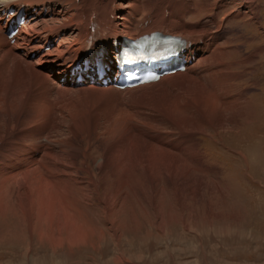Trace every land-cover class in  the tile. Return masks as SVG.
<instances>
[{"label":"rangeland","instance_id":"1","mask_svg":"<svg viewBox=\"0 0 264 264\" xmlns=\"http://www.w3.org/2000/svg\"><path fill=\"white\" fill-rule=\"evenodd\" d=\"M143 1L147 17L149 4L156 0ZM258 17L261 25L241 26L239 22L247 19L244 17L225 25L220 33L219 43L227 41V51L233 53L229 54L228 62L237 61L243 67L226 71L227 68L216 66V61L211 60L208 65L212 72L216 71L215 76L197 81L215 98L211 100L215 109L217 103L222 106L221 89L215 86L223 81L230 91L231 98L224 100L227 106L219 113L216 109L212 118L203 111L195 112L192 103L199 106L203 101L195 91L177 93L178 98L173 100L177 104L173 107L185 112L189 119L173 116V122L166 114L149 109L152 103L141 94L66 88V93L51 89L46 97L41 89L38 93L41 98L32 102L26 114L19 112L17 119L23 123L35 118L43 122L55 115L68 126L67 114L66 119L79 126L76 131L64 132L60 139H67L65 143L72 145L70 152L76 153V148L79 153L84 152L85 161L81 158L77 163L80 175L77 180V175L66 179L62 176L65 181L61 182L48 179L46 171L57 165L50 164L53 158L46 162L50 167L45 165L39 170L44 172L39 177L50 185L49 190H44L41 203L47 218L45 226L36 225L37 207L25 209L18 204L14 181L15 184L12 181L0 184V264H264V11ZM0 95L1 119L7 113L4 107L7 104L1 92ZM139 111L144 112L142 117ZM115 115L125 118L131 127L135 125L131 133L140 141L174 153L191 179H182L183 175L165 167L163 162L158 165L159 174L156 176V171L151 175L152 170L140 164L135 156L125 163L127 170L122 164L117 171L108 159L112 148L105 146L98 130L101 122L111 116L117 118ZM6 122L11 123L8 119ZM184 126L194 130H184ZM43 127L38 126L36 131L40 133ZM76 132L81 135L73 138ZM50 134L46 137L52 151L64 149V145L57 147L58 137L55 135L54 139ZM64 135L68 137L65 139ZM117 153L120 161L127 152L118 149ZM32 167L25 173L33 171ZM79 177L84 178L81 181ZM84 195L88 200L86 197L82 200ZM52 196L59 199L56 203L72 216L76 226L64 228L66 216L61 214L60 227L57 230L53 225L48 227L47 206ZM114 196L118 201L115 224L110 221L111 216L109 219L108 214L102 213L103 204Z\"/></svg>","mask_w":264,"mask_h":264},{"label":"bare ground","instance_id":"2","mask_svg":"<svg viewBox=\"0 0 264 264\" xmlns=\"http://www.w3.org/2000/svg\"><path fill=\"white\" fill-rule=\"evenodd\" d=\"M257 1L260 2V4H258ZM199 4L203 7L200 8ZM9 9H13L15 12L22 11L23 14L27 16L28 20L12 39H8L7 37L6 29L8 25L3 26L0 23V92L3 94L7 104V106H4L7 113L0 119V184L14 181L16 184L14 182L12 184L16 185L15 187L18 191V204L20 203L21 205H19L25 209L28 207L30 208V206L31 208L33 206L37 207L39 216L36 217L35 215L37 218L36 225L45 226V219L47 218H45L42 213L44 204L41 203L42 196L46 189L49 190L50 185L43 180L44 178L42 179L39 177L38 174L42 176L41 174L44 173L39 172V170L45 165H48L46 164L48 159L50 160L53 158L54 162L50 164L57 165L46 171L48 179L50 178L53 182H61L65 181L61 180L62 176H64L62 178L66 179L77 175L75 178L77 180L79 175V168H76L77 163L81 162V158L85 161V157L83 154L84 152L79 153L78 148L75 150L76 153L70 152L72 145L70 147V143H65L67 141L66 137L68 136L64 135L66 139L64 141L61 140L62 138L60 139L64 132L76 131L79 126V123L75 125L71 124L66 119L69 117L67 114L65 116V122L69 124L68 126H65L64 121L57 118L55 115H50L43 122H39L37 118H35L30 122L23 123V121L17 119V114L19 112L21 115L26 114L32 102L41 98V95L39 96L40 90L43 89L45 91L46 97L50 94L49 92L54 89L58 90V93H66V88H70V86H63L60 88L58 83L61 80L66 84L69 83L70 70L81 57L86 56L88 49L89 51H100L103 59H107L110 63V56L108 54H114V42L121 43L124 37L133 39L151 32H158L163 35H174L181 38L185 41V51L191 56L195 55L196 59L188 65L184 72L165 76L155 83L123 91L116 90L112 87L100 89L93 86L73 90H113V92L117 91L132 96H134L133 94H141L152 103L149 109L166 114V116L172 118L173 122V116L180 120H182L181 116L189 119L187 115L184 116L185 112L175 110L173 107L174 104H177V100L173 101L178 98L177 93L195 91L203 98L199 106L194 102L192 103L195 112L202 113L203 111L205 116L210 117L214 111L216 112V109L217 113H219L221 108L224 109L227 106L224 104H226L228 101L227 99L231 96L230 91L226 89L225 82L223 81L215 86L221 89L219 99H221L222 103V106H219L220 104L217 103L218 106H216L215 109V107H213L215 103L211 102L212 98L214 101L215 98L202 89L203 87L200 83L198 84L197 81H199L198 79H212L215 76L216 71L212 72L213 69L208 65V62L211 60L216 61V66L221 65L227 68L226 71H228V68L237 70L243 67V64H239L237 61L228 62L227 58L230 56L229 54L233 53L227 51L229 48L227 46V41H223L224 44L219 43L220 33L225 25L233 21L236 22L244 17L247 19L239 22L241 26H246L248 23L261 25L258 16L264 11V0H156L154 3L152 2L149 4V14L147 17L145 15L146 4L143 0H0V12L5 13ZM29 15L31 17H29ZM93 17L97 23V32L89 45V26L91 25ZM10 19L11 18H9V20ZM242 36L243 34H241V37ZM244 37L245 36L242 38ZM234 54L236 55L237 52ZM251 56L252 54L248 56V59H250ZM246 61L247 58L243 62ZM25 92H27V94ZM173 93L176 95H173ZM44 99L46 100V98H43V100ZM224 100L227 101L224 102ZM189 102L191 103V101ZM204 107H206L205 110H203ZM112 110L113 109H111L110 113H112ZM206 110L207 115L205 114ZM118 112L122 114L121 110ZM138 113L140 117H142L144 112L142 113L139 111ZM164 114L161 115V117L164 116ZM214 114L215 113H213V115ZM210 118H212V116ZM6 119L11 123H7ZM159 122L162 121L159 120ZM175 123L180 126L178 121H175ZM129 124V121H126L125 118H114L111 116L98 125L99 135L103 138L105 146L110 145L112 148V154L110 153V158H107L115 165L117 171L122 164L127 170L128 168L125 163L130 162L129 158L135 156L140 164L143 166L145 164L152 170L151 175L156 174L158 165L160 162H163L165 167L173 169V172L183 175V177L181 176L182 179L190 177L186 176V174H189L188 169L174 153L156 148L145 141H140V139L136 138L131 133L135 125L131 127ZM148 124L151 125L150 122ZM41 125L44 127L39 133V130L37 132L36 128ZM180 128L183 127L181 126ZM136 129H138V127ZM152 130L151 128V131ZM179 130L182 131L183 129ZM184 130L192 132L194 129L189 130L184 126ZM181 133L182 132H180V134ZM48 134H50V137L54 136V139L56 135V138L58 137L57 147L64 145L65 148L61 150L58 149L60 150L59 152H55L54 149L52 151L51 145L47 143L48 140L46 136ZM80 135V132H78V135L76 132L73 138H78ZM164 136L166 138L168 137L167 135ZM69 137H71V135H69ZM133 144L134 149L130 151ZM118 149L127 152L120 161V157L117 153ZM92 160L95 162V159ZM117 163H119L118 167ZM39 164L41 166H39ZM28 167H32L34 170L26 174L25 172H27L26 169ZM158 174L157 171L156 176ZM15 187L14 189H16ZM95 191H98L97 187ZM56 196H52V201L48 206L46 205L49 209V213L46 215L48 216V227L53 225V229L57 230V228L60 227L58 220L61 214H63L62 216H66L64 228L65 226L66 228L76 226L74 222L71 221L72 216L70 218L69 215L61 209L62 207L58 205L60 203H56V201L59 200H55ZM115 196L110 200L108 199L109 203L105 202V204H103L102 210L103 214H108L107 217L109 219L111 216L112 220L110 221L114 224L118 209V201ZM85 197L88 200L87 195H84L82 200ZM32 202H34L35 205ZM37 211L35 210V212ZM82 227L80 229H82ZM73 240H75V238Z\"/></svg>","mask_w":264,"mask_h":264}]
</instances>
